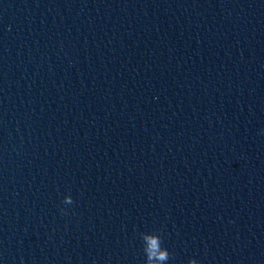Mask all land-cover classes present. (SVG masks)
Masks as SVG:
<instances>
[{"label":"clouds","instance_id":"1","mask_svg":"<svg viewBox=\"0 0 264 264\" xmlns=\"http://www.w3.org/2000/svg\"><path fill=\"white\" fill-rule=\"evenodd\" d=\"M62 203L72 205L74 203L71 195H65ZM61 215H67L65 208H60ZM143 251L146 256L144 264H167L172 254L167 248L162 247L161 235L156 233H141ZM188 264H199L195 258H190Z\"/></svg>","mask_w":264,"mask_h":264}]
</instances>
